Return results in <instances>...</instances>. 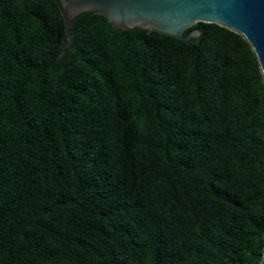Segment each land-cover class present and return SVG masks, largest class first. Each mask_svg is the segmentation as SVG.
Returning <instances> with one entry per match:
<instances>
[{"label": "trees", "instance_id": "16d2710c", "mask_svg": "<svg viewBox=\"0 0 264 264\" xmlns=\"http://www.w3.org/2000/svg\"><path fill=\"white\" fill-rule=\"evenodd\" d=\"M194 29L0 0V264H259L264 79Z\"/></svg>", "mask_w": 264, "mask_h": 264}, {"label": "water", "instance_id": "95a60500", "mask_svg": "<svg viewBox=\"0 0 264 264\" xmlns=\"http://www.w3.org/2000/svg\"><path fill=\"white\" fill-rule=\"evenodd\" d=\"M63 8L67 45L72 21L83 13L102 15L118 30L136 28L184 41L201 36L197 23L216 24L240 35L255 53L264 79V0H59ZM259 264H264V250Z\"/></svg>", "mask_w": 264, "mask_h": 264}]
</instances>
